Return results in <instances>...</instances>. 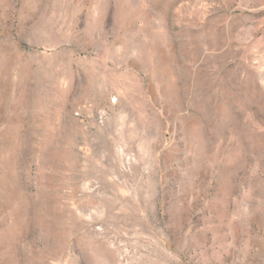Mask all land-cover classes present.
I'll use <instances>...</instances> for the list:
<instances>
[{"label":"rangeland","instance_id":"1","mask_svg":"<svg viewBox=\"0 0 264 264\" xmlns=\"http://www.w3.org/2000/svg\"><path fill=\"white\" fill-rule=\"evenodd\" d=\"M0 264H264V0H0Z\"/></svg>","mask_w":264,"mask_h":264}]
</instances>
